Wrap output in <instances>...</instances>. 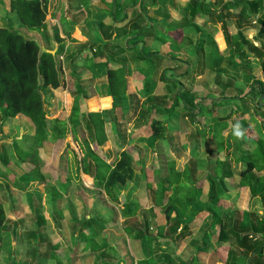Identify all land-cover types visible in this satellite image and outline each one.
<instances>
[{"label": "trees", "instance_id": "trees-1", "mask_svg": "<svg viewBox=\"0 0 264 264\" xmlns=\"http://www.w3.org/2000/svg\"><path fill=\"white\" fill-rule=\"evenodd\" d=\"M56 1L9 2L10 13L14 14L16 22L30 29H38L43 43L38 39L24 38V35L18 32L0 27V127L5 125L6 118L17 116H26L34 126V134L28 142L24 138L13 142L17 146L13 149L14 163L24 173L22 177L27 178L22 181L15 179V188L20 192H27L50 186L48 196L54 221L56 218L58 220L62 218L61 203L67 204L77 232L76 240L88 251V254L80 258L81 263L120 264L121 241L110 240L115 235L123 233L137 237L140 241V249L144 256L136 264H162L153 258L159 241L163 240L165 245L176 249L187 233L196 231L198 224L196 220H202L203 216H207L210 228L205 232L203 240L206 244L212 234V227H218V243L214 252L217 264H264V174L260 176L257 174L260 171L264 172V143L252 136L253 132L249 127L245 128L243 139H237L232 134L231 125L239 121L244 127V122L241 112L233 110L230 105L256 95L260 98L257 100L258 105L262 103L264 81L245 76L244 81L250 84V88L243 94L234 86V80L229 76L225 78V84H222L224 74L220 72L219 93L223 98L219 99L221 103L219 110L212 107L204 110L203 107L200 109L201 103L197 102L201 97L186 101L187 91L179 88L175 79L164 78L167 72L164 68L160 75L161 81L165 82L164 93L151 94L148 77L144 76L141 91L143 102L139 103L137 95L127 93L124 65L126 62L107 56L104 66L112 106L108 110L100 111L84 109L86 101L93 98L95 93L92 88L84 87L78 76L74 78L71 75L68 83L66 81L60 60L65 45L59 37L58 30L50 21V18H55ZM67 1L68 6L75 4V1ZM89 1L77 2L81 3V7L88 8ZM138 1L145 5L144 0H134L131 7ZM165 1L167 0H162V3ZM263 1L219 0L220 11L216 14L214 10L205 8L199 0H194L189 12L192 18L202 15L206 20H210L209 17L212 15H217L216 21L219 22L225 41V54L231 57L233 53H241V57L247 58L250 52H261L259 48L245 40L244 32L250 18L263 10ZM111 4H116V0H112ZM151 4L155 5V0H152ZM235 8H238V13L232 20L230 16ZM71 11L67 9L66 13ZM79 19L81 18L72 20L69 33ZM135 22L137 21L134 20L132 27L123 37L124 48L135 52L133 61L143 62L150 68H155L160 62L183 63L176 41L169 46V55L161 51H151L145 42L140 41L147 36L149 29L139 27ZM233 26L235 34L231 32ZM87 27L89 31L92 30L89 24ZM100 27L103 29L98 31L105 33V37L109 36L108 29L102 24ZM257 37L264 38V21ZM118 40L116 35L113 42H88L86 49L92 53V57L85 60L83 66L86 67L89 61L93 67L92 60L99 55L104 56L105 50L115 45ZM55 44L58 45L57 49L51 54ZM261 46L264 48V44ZM42 49L44 51L40 55ZM83 52L84 50L80 49L78 53ZM260 62L264 73V56ZM187 72L186 69L185 73ZM60 88H66L73 97L71 111L67 117L49 120L44 112L43 91ZM108 106L109 100H104L103 107ZM202 111H205L204 115L211 120L208 127L204 126L203 132H206L207 142L214 143L216 152L212 153L209 149L206 165L203 167L204 174L197 177L200 148L194 146L184 155L186 145L182 146V150H178L174 142L178 136L177 132H171L166 123L159 121L157 116L185 112L193 118L200 117ZM136 120L140 121L136 131L148 139V149L157 152V168L154 170L145 166L142 162V153L134 151L127 135L128 125ZM68 136L72 137L82 154L74 177L69 163L71 152L67 151L61 155ZM250 143L253 144L252 148ZM41 149H50L51 157L48 162L39 158ZM224 152H227L228 156L223 160L218 159L217 154ZM0 160L7 161L6 156L0 155ZM79 173L93 179L92 188L83 183ZM231 181L236 182L238 188H248L247 210H241L238 206L233 208L227 202L225 198L228 192L227 183ZM127 190L126 195L122 194ZM201 198L203 202L201 207L197 208ZM101 209L108 213H100ZM138 212H142L143 221L141 228L136 229L127 223L135 218ZM159 216L164 217L165 224L159 223L157 220ZM34 217L35 229L30 232L28 242L30 246H33L31 244L33 242L35 248L28 249L27 257L36 262L39 257L50 258L52 253H40L38 248L43 243L40 230L45 226V219L36 210ZM4 221L0 203V228ZM123 224L126 226L123 227ZM151 228L154 230L152 235L149 234ZM98 238L103 240L100 247L96 241ZM146 251L148 255L145 254ZM146 256H152L153 261L144 260ZM124 264L133 262L127 261ZM180 264H195V257L189 256Z\"/></svg>", "mask_w": 264, "mask_h": 264}, {"label": "rangeland", "instance_id": "rangeland-1", "mask_svg": "<svg viewBox=\"0 0 264 264\" xmlns=\"http://www.w3.org/2000/svg\"><path fill=\"white\" fill-rule=\"evenodd\" d=\"M70 2H74L75 4L73 6H68L67 0H58V5L56 1V5L59 6V17L57 18L60 23H64V9L65 11L67 9H71V13H68L69 18L72 19L73 17H81L86 18L88 13L89 16L95 17L97 20H103L104 18L111 20L114 18V9L116 7V4H107L105 0H90L89 2L93 4L95 2V6L90 9H86V7H81V3H78V0H69ZM93 1V2H92ZM152 0H144L145 5H141L140 9V25L141 26H147L148 20L154 19V29L156 31V34L159 37H162V35L166 32H171L170 30H176L180 31L179 35L177 33L176 39H178L177 47L181 51L179 53L181 60H183V63H178L175 61H168V62H160L159 65L157 64L155 68H150L149 66H146L142 64V62L133 61V57L135 52H130L124 48V46L120 42H116L115 45L110 46L107 48L106 54L103 56L99 55L96 59L93 61L95 62V69L91 76L84 75L82 80L85 82L84 87L86 88H93L95 90V93L97 96H99V99L101 97L100 101V107L104 109L103 107V101L105 100V97L109 96L108 91V85L106 81V71H105V64H106V58L107 56H113V58H119L122 61H125V73L127 75V90L128 93L135 94L138 96L139 103L143 102L142 98V89H143V83L140 82L141 78L137 77L139 76V73L137 72H143V74H147L148 77V86L149 89H151L150 93L163 94L165 91V82L161 81L160 75L162 73V70L164 68L167 69V72L164 76L165 79H175L177 86L179 88L185 89L184 91H187L185 94L186 101L191 100L192 98H198L201 97V99L197 100V102H200L201 105L199 106L200 109L203 107V109H208L210 107L219 110V106L221 103H219V99L223 98L221 95L219 87V77L218 74L222 72L225 77L221 79V83L225 84V78L227 76H232L234 72V76L237 77L235 84L242 93L246 92L248 83L244 81V76L241 75L238 77V71L240 67H245V70H249L256 78V80H263L264 81V73L262 72V69L260 67L261 62L259 60L253 61L251 66L248 67L247 63H244V58L241 57V54H235L231 57H228L224 51L219 53L220 50H224V40L223 36L221 34L220 25L219 22L216 21L217 15L210 16V20L206 21H199L196 19H193L189 9L192 7V2L194 0H172L176 9L173 10L171 8V4L168 1H165V3H162V0H155L156 5H151ZM205 8L209 9L210 11L214 10L217 13H219L221 6V3H219V0H199ZM226 1V0H223ZM139 2V1H138ZM222 2V1H221ZM264 2V1H263ZM191 4V5H190ZM223 4V2H222ZM8 5V3H7ZM132 5L131 0H122L120 4L118 5L119 10L124 6ZM263 8V7H262ZM137 10V8H134ZM122 9L120 11H116L117 20L121 17ZM139 13V10H137ZM238 8H235L231 14V18L234 20L237 14ZM96 14L93 15V14ZM125 13V10L123 11V14ZM122 14V15H123ZM69 19V20H70ZM95 19V20H96ZM263 21H264V8L260 11L259 15L257 17H252L247 22L248 26L252 29L249 32H246V38L253 39L258 30L262 29L263 27ZM57 25V23H55ZM106 24V21H105ZM107 24H111L109 21ZM205 24V25H204ZM117 26H113V30H116L117 35H120V31L124 30L125 27L120 26L116 24ZM204 25V26H203ZM0 27L12 30L15 32H18L21 35H24L27 38H35L38 39L41 43H43L41 33L38 29H30L25 27L24 25H20L16 22L15 17L7 11V7L3 5L2 1H0ZM55 28L58 30V25L55 26ZM111 28V27H110ZM123 28V29H122ZM103 29V28H101ZM119 29V30H117ZM157 29V30H156ZM98 31V29L96 30ZM232 33H234V29L231 30ZM80 32V33H79ZM87 32V27L80 29L79 31H76L70 38L62 37L60 34V37L66 40V47H65V53L63 55V58L60 57V60L64 66L65 72L68 71L70 68H74L75 70H78L80 68V64L82 63L81 58H77L76 56L79 55L78 51L80 49L84 50V54H87L86 57L90 58L92 57V53L87 51V41L86 39H83L81 37V33L85 35ZM127 32V31H126ZM65 35V34H64ZM86 37V35H85ZM97 36H95L96 38ZM77 38V39H74ZM88 38V37H86ZM98 38V37H97ZM148 39V38H147ZM182 39V43H180V40ZM82 40V41H80ZM68 41V42H67ZM74 41V42H73ZM84 41V43H83ZM150 42L149 48L155 49V50H162L165 53H168V48H161V45L157 42L150 41V38L148 39ZM202 43L201 45H199ZM54 46V45H53ZM167 47V46H166ZM62 58V59H61ZM73 64V65H72ZM88 66L90 65V62L87 61ZM188 66V67H187ZM186 69L188 70L187 73ZM133 72L134 75L132 74ZM183 74V75H181ZM231 74V75H229ZM132 75V77H131ZM66 79H69L66 77ZM244 81V82H243ZM68 83V82H67ZM71 95V94H70ZM43 101L46 104L45 112L48 119H53L54 117H60L64 118L67 117V111L70 110L69 104L71 103L69 96L66 94V91L62 88L56 90V91H43ZM73 99V98H72ZM257 99L259 100L258 96L256 95L253 98H248L246 101H242L241 103L236 105V108H239L240 110L244 111L247 116H251V114H262L260 109L262 108L264 104V99L262 100V105H258ZM91 106L94 105L95 100H91L89 102ZM261 103V102H260ZM72 104V103H71ZM191 105V104H190ZM235 105V104H234ZM259 106V107H258ZM205 111L201 112V116L197 117L194 116L193 118L189 117L185 112L174 114V115H160L158 117L159 120L163 122L169 123L168 129L171 132H177L178 136L175 137V144L177 145L176 148L178 150H182V146L185 144L186 148L183 150L184 155L186 153H189L191 151V148L194 146H198L200 148L199 152V160L198 165H200L199 169L197 170V177H200L204 174V169L206 165V157L208 156L209 149L213 152H216L214 150V143L212 141L206 140V132H203L204 126L208 127L211 124V120L204 115ZM203 115V117H202ZM121 120H123L121 118ZM6 121H8L6 123ZM5 125L0 127V155H5L7 162L8 160L15 159L13 149L14 147H17L13 144L14 140L18 138H24L26 142L30 140V137L34 134V126L32 122L26 118V116H17L16 118H6ZM140 124L139 120H136L128 125L127 135L130 139L131 146L133 147L134 151H139L142 153V162L145 164L146 167L150 168L151 170H154L157 168L156 163V157L157 152L156 150H149L148 139L144 136V134L138 133L137 126ZM5 126V127H4ZM247 126H244L245 129ZM258 131V129H257ZM249 134V133H248ZM68 145L69 149L67 151H71L72 154L69 155L70 159V167L72 168L71 174L74 177L75 176V167L78 165V160L81 156V152L79 149V146L72 141V139L68 138ZM182 148V149H181ZM166 151V150H165ZM229 151V150H228ZM227 151V152H228ZM40 157L45 162H48L51 157L50 149H41L40 151ZM227 152L217 154V158L223 160L225 157L228 156ZM200 162V163H199ZM6 160H0V166L1 168H5L6 166ZM17 175V179H20V181L25 180L27 178L22 177L23 172L17 167H12ZM1 172L2 169H1ZM235 173V177H236ZM21 176V177H20ZM233 183L231 181L229 184L227 183V189L228 192L226 194L225 198H228L230 200L231 197H233L234 189L230 185ZM206 188V185L205 187ZM42 191V190H41ZM44 193V191H42ZM122 194H125L122 192ZM12 195V194H11ZM27 197H33L34 204L36 207V211L39 213H43L44 216L48 219V227L47 230L44 231V235L42 236L43 243L41 247H44L47 242H53L57 241L59 239L62 240L63 245L69 247L70 253L68 254H62V257L66 260L65 262L63 259L60 258V253L57 254V258L54 260H51L48 262V264H77V261L75 258L80 254H73L74 249L78 251L77 253H80V248H76L78 245L81 247L82 244H78V242H75L74 238V231L69 223L68 219L64 221L63 228L57 227L52 221H50V215L49 212L51 211V200L49 196L45 195H38L35 193L34 195H26L17 193L15 194L16 200L20 201L21 198ZM203 198L199 199L197 203V208L201 207V204L203 202ZM121 200V198H120ZM26 204V199L24 201ZM21 204V203H20ZM46 205V207H45ZM27 206V204H26ZM241 206V205H240ZM21 207L23 208V204L19 206H15L16 209L21 210ZM25 207V206H24ZM243 210H246L245 204L241 206ZM26 214L29 212V206H27ZM31 208V205H30ZM46 208V213H45ZM48 208V211H47ZM63 211L67 212V206L63 205ZM19 212V211H18ZM17 213V212H16ZM100 213H108L105 209H101ZM30 214V213H29ZM66 214V213H65ZM261 214V213H260ZM29 218V221L32 222L31 217ZM67 218V216H66ZM52 223H50V222ZM142 212H138L135 218H132L127 224L130 226L135 227L136 229L141 228L142 226ZM198 223L197 229L194 233H187L184 237V240H182L178 247L175 249L174 247L170 246H164V243H160L156 249V253L153 255L154 260L162 264H180L183 262V260L189 255L195 257V264H202L206 262L207 258H211L212 262L215 261L216 263V256L214 254L215 252V246L218 243L217 236H218V227H212V234L209 236V239H207V243H204V236L205 232L210 228L209 227V218L207 216L204 217L202 221H196ZM14 221H8L6 222V226L4 227V232H12ZM19 221H16L14 223L15 230L17 231V225ZM161 223L165 224V220L161 221ZM152 225V224H151ZM126 226V224H123V227ZM15 232V231H14ZM63 232L65 235L61 236ZM154 230L151 228L149 234L152 235ZM126 233V232H125ZM124 239L123 245H119V250L121 253H125L124 258L125 260H129L135 264L136 259L140 258V255H142V251H140V241L137 237H130L127 236ZM13 240H15V246H23L25 245V241H28L27 237H13ZM97 243L99 244V247L102 246L103 240L102 238H98ZM116 241H123V237L121 235H117ZM77 245V246H76ZM122 245V247H121ZM198 247H201L200 251L198 252ZM178 250V251H177ZM124 251V252H123ZM177 251V252H176ZM86 253V252H85ZM68 254V255H67ZM147 254V251L145 253ZM54 255V253H53ZM75 257V258H74ZM152 256H146L143 258L144 260L151 259ZM25 253L22 254L20 252L17 254V256L14 257L13 262L10 264H27V259H25ZM142 259H140L141 261ZM210 260V262H211ZM76 261V262H75ZM10 262V261H9ZM46 260L42 258L39 260L38 264H46ZM202 262V263H201ZM93 264V263H92ZM210 264V263H209Z\"/></svg>", "mask_w": 264, "mask_h": 264}, {"label": "crops", "instance_id": "crops-1", "mask_svg": "<svg viewBox=\"0 0 264 264\" xmlns=\"http://www.w3.org/2000/svg\"><path fill=\"white\" fill-rule=\"evenodd\" d=\"M0 1H2V3H3V5L4 6H6L7 7V11H9L10 12V10H9V2H10V0H0ZM110 1L112 2V0H105V2L107 3V4H109L110 3ZM122 0H116V7H115V10H114V18L112 19V21L111 20H109V18L108 19H106V18H104L103 20H97L95 17L93 18V17H91V16H89L90 14L88 13V15H87V17L86 18H81V19H79V21L76 23V24H74L73 25V27H72V29H71V32L69 33V31H68V29L70 28V26H71V23H73V21L72 20H74V19H76V18H79V17H73L72 19H70L69 18V15H68V13H66V11H65V9H64V16L66 17L65 18V20H63L64 21V23H60L59 21H58V17H59V12H57V10H59V6H57L56 7V11H55V18H50V21L52 22V24L54 25V26H57L58 25V29H59V32H60V34L62 35V37H66V38H70L76 31H79L80 29H82V28H84L85 26L87 27V24H89L90 26H91V29L92 30H90L89 31V27H87V30L89 31V32H87L85 35H86V37H88V38H86L85 37V35H83L82 33L80 34L81 35V37L83 38V39H86V41H87V43L89 42V43H91V42H97V43H107L108 41L109 42H113V40H115V37H116V35H117V32H116V30H113V26L115 27V26H117L116 24H118V25H120V26H122L123 25V27H125L124 28V30H126V31H128V30H130V28L132 27V24H133V22H134V20H136L137 22H135L136 23V25L137 26H139V27H144V26H141L140 25V18H141V16H140V14H141V12H140V9H141V5H142V3L139 1V2H137V3H135V5L133 6V7H131V5H129V6H124V7H122L121 9H122V11H121V13H120V15H121V17L117 20V13H116V11L118 10V11H120L119 10V8H118V5L120 4V2H121ZM132 1V4H133V2H134V0H131ZM168 1V0H167ZM93 2V1H92ZM7 3H8V5H7ZM165 3V2H164ZM169 3L171 4V8L173 9V10H175L176 9V7H175V5H174V3H173V1L172 0H169ZM95 2H93V4L92 3H90V6L88 7V8H86L87 10L88 9H90V8H92V6L94 7L95 6ZM111 4V3H110ZM57 5H58V0H57ZM152 5V4H151ZM155 5H156V2H155ZM143 6V5H142ZM152 6H154V5H152ZM134 8H137V10H139V13H138V11L137 10H135ZM125 10V13L123 14V11ZM233 12V11H232ZM237 13H238V11H237ZM260 13V12H259ZM96 14L97 13H95V14H93V15H95L96 16ZM123 14V15H122ZM13 16H14V14H12ZM259 14H257V15H255V17H257ZM15 17V16H14ZM16 19V18H15ZM70 19V20H69ZM96 19V20H95ZM193 19H196V20H199V21H206V19L204 18V16H202V15H200L199 17H196V18H193ZM232 19V18H231ZM233 20V19H232ZM17 21V20H16ZM105 21H106V24H105ZM110 22L111 24L109 25V24H107V22ZM155 21L156 20H154V19H150V20H148V25L147 26H145L144 28H147V29H149V33L147 34V36L146 37H144V39L142 38V40H140L141 42H145V45H147V47L149 48V45H152V44H149L150 42L148 41V39L150 38V41H152V42H157L158 44H160L161 45V48H168V53H165V52H163L162 50H155V49H150L151 51H161V52H163L164 54H170V49H169V46L171 45V43L172 42H174V41H177L178 39H176V35H177V33H178V35H179V32L178 31H176V30H170L171 32H168V34L165 32L163 35H162V37H159L157 34H156V31H155V29H154V24H155ZM55 23H57V25L55 24ZM154 23V24H153ZM204 23V22H203ZM100 24H102L103 26H104V28H106V29H108V35L109 36H104V34L105 33H103V32H101V31H96L97 29L99 30V29H101L102 27H100ZM135 25V24H134ZM204 26V25H203ZM248 26V25H247ZM111 27V28H110ZM2 28V27H1ZM123 29V28H122ZM232 29H234V33H232V34H235L236 33V30H235V27L233 26V27H231V30ZM252 28L250 27H247V30L244 32V38H245V40L246 41H248L249 43H251L254 47H256V48H259V50L262 52H260V53H256V52H250L249 53V55L247 56V58H244V60H243V62L244 63H247V65H248V67L249 66H251V64H252V62L253 61H257V60H259V61H261L262 60V58H263V56H264V48H263V46H261V44H264V38H261V37H257V34H256V36L253 38V39H248V38H246V32H249L250 30H251ZM117 30H119V29H117ZM121 31V33H120V35L118 34L117 36H118V38H119V40H118V42H120L122 45H124V43H125V41H124V39H123V37H124V35H125V33L127 34V32L126 31ZM157 30V29H156ZM259 31V30H258ZM232 32V31H231ZM80 33V32H79ZM258 33V32H257ZM60 34H59V37H60ZM65 34V35H64ZM222 34V33H221ZM177 35V36H178ZM95 36H97L96 38H95ZM223 36V35H222ZM61 38V37H60ZM108 38H110V39H108ZM148 38V39H147ZM62 40H63V42H64V45H65V47H66V40H64L63 38H61ZM74 39H77V38H74ZM144 40V41H143ZM223 40H224V38H223ZM80 41H82V40H80ZM182 41V39L180 40V42ZM68 42V41H67ZM74 42V41H73ZM83 43H84V41H83ZM141 44V43H140ZM57 44H55L54 45V51L53 52H55V50L57 49ZM167 46V47H166ZM65 47H64V53H65ZM224 49H225V41H224ZM222 51H224V50H220L219 49V53L220 52H222ZM79 52V51H78ZM64 53H63V55H64ZM179 53H181V51L179 52ZM235 54H241V53H233V55H235ZM63 55L61 56L62 58H63ZM86 55L87 54H84V52L82 53V54H79V55H77L76 57L77 58H81L82 59V63L80 64V68L78 69V70H75L74 68H71V66H70V68L68 69V71H66L65 72V69H64V73H65V76L66 77H68V78H70V76L71 75H73L74 76V78L76 77L77 78V76H78V79H79V81L80 82H84L83 80H82V78L84 77V75H88L89 77L91 76V74L93 73V71H94V69H95V62L92 60V66L93 67H91L90 65H91V63H90V65L88 66V64L86 65V67L85 66H83L84 64H85V60H87L88 58L86 57ZM180 57V56H179ZM91 58V57H90ZM181 58V57H180ZM142 64H143V62H142ZM63 65V64H62ZM73 65V64H72ZM260 67H261V65H260ZM63 68H64V66H63ZM262 69V68H261ZM263 72V71H262ZM134 73L135 72H133L132 74L134 75ZM137 73H139V76L137 77V79L138 78H141V80H140V82L142 81V78L144 77V76H146L145 74H143V72H137ZM245 75V76H252V77H254V79L256 80V78H255V76L249 71V70H245V67H240V69H239V71H238V77H240L241 75ZM229 75H231V74H229ZM224 77H225V75H223ZM244 76V77H245ZM131 77H132V75H131ZM229 77H231V78H233V80H234V86L235 87H237L235 84L237 83V81H236V78L237 77H235L234 76V72H233V74H232V76H229ZM125 78H127V75H126V77ZM259 80V79H258ZM66 81L68 82L69 81V79H66ZM260 81H263V80H260ZM244 82V81H243ZM85 83V82H84ZM143 83V82H142ZM248 85V87H247V89L248 90H246V92H244L243 94H246L248 91H249V83L247 84ZM92 88V87H91ZM62 89H64L65 91H66V94L69 96V99H70V101H71V103H73V97L70 95V93L68 92V90L66 89V88H62ZM93 89V88H92ZM46 91H56V90H52V89H46ZM93 91H94V93H95V90L93 89ZM127 93H128V90H127ZM131 94V93H130ZM153 95H156L155 93H153ZM158 95V94H157ZM249 98V96L248 97H246L245 99H242L239 103H241L243 100L244 101H246V99H248ZM100 99H101V97H100ZM99 99V96H97L96 95V93H95V96L93 97V98H91V99H89V100H87L86 101V104L83 106L84 107V109L85 108H87V109H89V110H92V109H97L98 111H100V110H108V109H110L111 108V106H112V99H111V97H105V100H109V106L108 107H105L104 109H102L101 107H100V100ZM91 100H95V103H94V105L93 106H91V105H89L90 103V101ZM143 100V99H142ZM258 100V99H257ZM69 104V106H70V110L69 111H71V106H72V104ZM239 103H237V104H239ZM237 104H230L231 105V108H233V110H237V111H240L241 112V116H242V120H243V122H244V126H247V127H249L251 130H252V132H253V137H255V138H257V139H260L261 141H263V143H264V105H262V103H260L263 107L262 108H258V109H260V111H261V113L262 114H260V115H257V114H251V116H247V114L244 112V111H242V110H240L239 108H236V105ZM260 105V106H261ZM44 106H45V108L47 107L46 106V104L44 103ZM259 107V106H258ZM44 108V109H45ZM46 111V110H45ZM44 111V112H45ZM69 111H67L68 113H67V116L69 115ZM46 113V112H45ZM58 117V116H57ZM57 117H54L53 119H55V118H57ZM158 117L159 116H157V119H158ZM238 118H239V116H237ZM16 118V117H15ZM46 118H47V116H46ZM48 119V118H47ZM53 119H49V120H53ZM159 120V119H158ZM159 121H161V120H159ZM8 121H6V123H7ZM163 122V121H162ZM165 123V122H164ZM8 124V123H7ZM168 125H169V123H167L166 122V126H167V128H168ZM5 127V126H4ZM257 129H258V131H257ZM247 135H248V137H250L251 138V136H249V134L247 133ZM71 138L72 139V137L71 136H68L67 137V139H66V142H65V145L67 144L68 145V138ZM19 139V138H18ZM248 139V138H247ZM72 141H73V139H72ZM69 146V145H68ZM252 146H253V144L252 143H250V148H252ZM63 152V151H62ZM65 152H67V150L65 151ZM64 152V153H65ZM71 152V151H70ZM63 153V154H64ZM62 153H61V155H63ZM72 154V153H71ZM186 154H188V153H186ZM39 156H40V152H39ZM81 156H82V154H81ZM81 158V157H80ZM80 158H79V160H80ZM14 160L15 159H13V160H8V162L6 161V166H4L5 168H1V166H0V203L2 204V208H3V213H4V217H5V221H4V224H3V226L0 228V235H1V238H2V243L0 244V264H10L11 262H13V260L12 259H14V257L15 256H17V254H19L20 252H22V254L23 253H25V256H26V258L25 259H27V264H38L39 263V260H41L42 258H44L47 262H46V264H48V262L49 261H51V260H55L56 258H57V254L56 253H60V258L61 259H63V261L65 262L66 260V258L64 259V257H62V254H66V252L69 254L70 253V248L69 247H67V246H65V245H63V242H62V240L61 239H59V240H57V241H53L52 243L51 242H47L46 244H45V246L44 247H39L38 249H39V251H40V253H42V254H47V253H54V255H52L51 254V256H50V258H47L46 259V257L45 256H43V257H39L37 260H36V262H33L31 259H30V257L28 258L27 257V251H28V249L29 248H35V246H34V244H33V242H31V244L33 245V246H30L29 245V242L26 240L25 241V245L23 244V246H15V240H13V237H27L28 238V236H29V234H30V232L31 231H33L34 229H35V223H34V220H35V217H34V213H35V210H36V207H35V205H33L34 203V200H33V197H27L26 196V198H21V200L20 201H17L16 200V197H15V194H17V193H20V194H24V196H25V194L26 195H34L35 193H37L38 195H45V196H47L48 195V190H50L51 189V187L50 186H46V187H44L43 189H38V190H35V189H31V190H29V191H27V192H20L18 189H16L15 188V185H14V182H15V179H17V175H16V172H15V170L12 168L13 166H16L15 165V163H14ZM79 160H78V162H79ZM69 161H70V159H69ZM70 163V162H69ZM78 166V165H77ZM76 168L77 167H75V175H76ZM1 169H2V171L3 172H1ZM70 169L72 170V168L70 167ZM259 176L260 175H263L264 174V172L263 171H260V172H258L257 173ZM79 177H80V179L83 181V183L87 186V187H89V188H92V186H93V179L92 178H90L89 176H87V175H84L83 173H79ZM29 178V177H28ZM232 187H233V189H234V195H233V197H231L230 198V200L228 199V198H226L227 199V202L230 204V206L231 207H233V208H235L236 206H238V207H240L241 208V210H243V208L241 207L243 204H245V206H246V210L248 209V203H249V199H248V197H249V190H248V188H245V187H243V188H238L237 186H236V182H233V183H231L230 184ZM44 191V193L42 192V191ZM124 195H126L127 193H128V190L127 191H124ZM12 194V195H11ZM25 199H26V204H27V206H29V213L28 214H26V211H27V206H26V204H24L25 202ZM120 199V198H119ZM23 204V208L21 207V210H18V209H16L15 208V206L17 207V206H19V205H21V204ZM30 205H31V208H30ZM63 205H66L67 206V204H65V203H61V216H62V218L60 219V220H58L57 218H56V221H54V215H53V212H52V210L49 212V214L48 215H50L51 217H50V221H52L57 227H61V228H63V222L64 221H66L67 219H68V221H69V223L71 224V226H72V228H73V231H74V238H75V240H76V236H77V232L75 231V226H74V224L72 223V220H71V218H70V215H69V212H68V207H67V212H64L63 211ZM241 205V206H240ZM25 206V207H24ZM45 207H46V205H45ZM19 211V212H18ZM47 211H48V208H47ZM17 212V213H16ZM45 213H46V208H45ZM66 213V214H65ZM41 214V213H40ZM43 217H44V219H45V226L40 230L41 232V236H43L44 234V231H46L47 230V227H48V219H47V217L46 216H44V214L42 213L41 214ZM66 216H67V218H66ZM27 217H31L32 218V222H30L29 221V218L27 219ZM204 217L205 216H203V218H202V220L204 219ZM163 216L161 217V216H159L158 217V221H159V223L160 224H163V223H161V221L163 220ZM202 220H196V221H202ZM8 221H14V223L16 222V221H19V223H18V225H17V231L15 230V225H14V223H13V227H12V232H4V227L6 226V222H8ZM49 221V222H50ZM51 223V222H50ZM196 223V222H195ZM52 224V223H51ZM198 225V224H197ZM196 229H197V226H196ZM15 231V232H14ZM65 233H67V232H63L62 233V235L61 236H63V235H65ZM192 233H194V232H192ZM117 235H121L122 237H123V241H121V244L123 245V243H124V239L126 238V235H124L123 233H119V234H117ZM117 235H115L113 238H111V240H110V242H119V241H116V237H117ZM184 240V239H183ZM75 242H77V240L75 241ZM48 243H50V245L48 244ZM160 243H164L165 244V242L163 241V240H161V241H159V244ZM29 245V246H28ZM122 245H121V247H122ZM77 246V245H76ZM83 246L84 245H82L81 247L78 245L76 248H80V253H77L78 251H76L75 249H74V251H73V254H80V255H78L76 258H75V260L77 261V264H85V262H83V263H81V257L82 256H84V255H86V254H88V251H86V250H84L83 249ZM164 246H167V245H164ZM140 247V246H139ZM170 247H172V246H170ZM141 248V247H140ZM200 249H202L201 247H198V249H197V251L199 252L200 251ZM140 251H141V249H140ZM178 251V250H177ZM176 251V252H177ZM86 252V253H85ZM124 252V251H123ZM67 254V255H68ZM124 255H125V253L123 254V253H121V259H119V263L120 264H124V262L126 263L127 261H129V260H125V258H124ZM189 257V255L186 257V258H188ZM142 258V256L140 255V258H138V259H136V262L139 260V259H141ZM185 258V259H186ZM184 259V260H185ZM210 260H211V258L209 259V257L207 258V260H206V262H204V263H202V264H215V261H213L212 262V260H211V262H210ZM10 261V262H9ZM75 261V262H76ZM136 262H135V264H136ZM25 264V263H24Z\"/></svg>", "mask_w": 264, "mask_h": 264}, {"label": "clouds", "instance_id": "clouds-1", "mask_svg": "<svg viewBox=\"0 0 264 264\" xmlns=\"http://www.w3.org/2000/svg\"><path fill=\"white\" fill-rule=\"evenodd\" d=\"M232 127V134L237 138V139H243L245 137V129L243 126L240 124L239 121H236L234 124L231 125Z\"/></svg>", "mask_w": 264, "mask_h": 264}, {"label": "water", "instance_id": "water-1", "mask_svg": "<svg viewBox=\"0 0 264 264\" xmlns=\"http://www.w3.org/2000/svg\"><path fill=\"white\" fill-rule=\"evenodd\" d=\"M24 38H26L25 36H24ZM43 51H44V49H42L41 50V53H40V55L43 53ZM51 54H54V52L52 51V52H50ZM67 149H69V146L66 144L65 145V147H64V149H63V152H62V154L67 150Z\"/></svg>", "mask_w": 264, "mask_h": 264}, {"label": "built area", "instance_id": "built-area-1", "mask_svg": "<svg viewBox=\"0 0 264 264\" xmlns=\"http://www.w3.org/2000/svg\"><path fill=\"white\" fill-rule=\"evenodd\" d=\"M62 59V58H61Z\"/></svg>", "mask_w": 264, "mask_h": 264}]
</instances>
